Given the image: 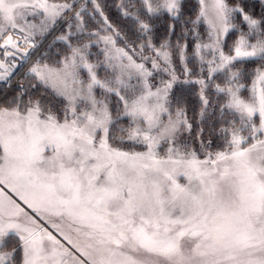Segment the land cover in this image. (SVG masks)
Instances as JSON below:
<instances>
[{"label":"snow or ice","instance_id":"6c2138e0","mask_svg":"<svg viewBox=\"0 0 264 264\" xmlns=\"http://www.w3.org/2000/svg\"><path fill=\"white\" fill-rule=\"evenodd\" d=\"M88 2L0 0V264H264V12L122 0L130 40Z\"/></svg>","mask_w":264,"mask_h":264},{"label":"trees","instance_id":"16d2710c","mask_svg":"<svg viewBox=\"0 0 264 264\" xmlns=\"http://www.w3.org/2000/svg\"><path fill=\"white\" fill-rule=\"evenodd\" d=\"M99 2L103 8L105 15L108 17L109 21L115 27L121 30V34L127 35L130 40L134 39L135 37L133 33H134L135 25L132 19L123 17L121 15V10L118 9V5L122 3V0H99ZM123 2L127 4V0H123ZM226 2L228 3L229 6H235L236 4H242V6H244L245 8V11L252 12L257 17H259L261 12H264V2H262V0H226ZM85 3L89 9V11L87 10V12L89 13V26L93 27L95 26V21L91 19V15H90L91 10H92V4L89 3L88 0H85ZM136 3L138 5L139 0H136ZM198 7L199 5L197 3V0H186L183 18L185 19L195 18ZM141 18L144 19L145 17L142 16ZM170 22L171 21L168 19L166 15L162 19H154L151 21V23L153 24V31L155 33L154 43L157 46H159L161 40L164 39L165 36L167 35L165 29H166V25ZM237 22H239V19L237 20ZM189 27H191V25H189ZM61 30H63V27ZM198 31L200 32L201 36L204 37L206 40L205 27L201 25L198 28ZM180 32H181V25L177 23L175 34L172 35L171 37V42L173 45V66L175 68L176 74L181 78V80H183L184 79L183 66L179 59L178 50L175 49L177 38L180 36ZM236 35L237 33H232L231 35H229L228 45H231L233 40L236 38ZM51 40H48V41H51ZM136 43L139 44L140 41L137 40ZM180 43L181 44L185 43L184 39H180ZM195 43L196 41L192 39L191 35L189 34L188 39H187L186 63H187V67L192 70V78H195L199 72V65L197 64L196 59L193 56V46ZM57 47H60V45H57ZM225 51L226 52L228 51L227 45L225 46ZM145 54L147 55L150 53L145 52ZM237 67H240V65L238 64ZM249 67H254V65H249ZM204 75L205 76L207 75L206 71ZM221 80H222V77H219V76L216 77L217 83L221 82ZM247 83H250V80L247 81ZM177 88L182 89L185 92V94L188 96L189 107H190V111L188 114L191 118H193V120H195V113L191 109L193 107H198L196 104V92L198 91L199 86L196 84H188V85H177ZM210 94H211V91H210ZM245 94H247V92H245L244 95ZM194 135H195V132H193V136ZM195 145H197L196 147H199L198 144H195ZM125 147H129V145H125ZM213 147L214 148L216 147L215 143Z\"/></svg>","mask_w":264,"mask_h":264},{"label":"rangeland","instance_id":"374dc122","mask_svg":"<svg viewBox=\"0 0 264 264\" xmlns=\"http://www.w3.org/2000/svg\"><path fill=\"white\" fill-rule=\"evenodd\" d=\"M80 4H86V3H85V0H78L77 7H79ZM86 8H87V10L89 11L87 5H86ZM61 29H62V26H61L60 28H58L56 32H53L51 35H49L48 38H47V40L45 41V43H47L48 40H51V38H52L54 35H57V34H59L60 32H62L63 30H61ZM5 35H7V33H5ZM13 39H16V37L13 36ZM96 51H97L96 48H95V49H94V48L92 49V52H93V53H96ZM147 55H148V54H147ZM101 58H102V57H101ZM92 59H96V57L93 56ZM148 66H149V67L151 66V62H149V65H148ZM99 74H100V76L102 77V76L104 75L103 70H101ZM158 74H159V75H158ZM155 75H156L157 77H156ZM163 75H164V76H163ZM18 77H19V73H17V78H18ZM14 79H15V78H14ZM161 79L167 80V79H168V76L166 77V75L163 74V73H156V74H154L153 83H157V84H158L159 81H160ZM246 95H247V94H245V96H246ZM195 146H197V145H195ZM197 148H198V147H197ZM137 150H139V149H137ZM181 182H183V181H181Z\"/></svg>","mask_w":264,"mask_h":264}]
</instances>
